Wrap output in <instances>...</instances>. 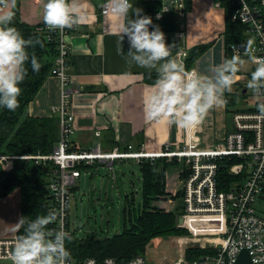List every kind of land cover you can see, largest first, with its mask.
Masks as SVG:
<instances>
[{
	"label": "crops",
	"instance_id": "crops-1",
	"mask_svg": "<svg viewBox=\"0 0 264 264\" xmlns=\"http://www.w3.org/2000/svg\"><path fill=\"white\" fill-rule=\"evenodd\" d=\"M102 1L79 0L81 5L80 22L72 28H65L64 41L69 50L67 55L69 67L66 70V76L69 81L64 88L70 90L73 87H78L80 91L70 93L69 96L68 111L72 115L70 123L72 132L68 136L69 149L83 151L99 147L101 151L108 152L116 148L120 152H142L149 156L165 149L174 151L182 149L185 145L187 127L169 124L164 119L159 121L145 119L143 111L144 97L148 86L154 84L157 78L156 69L142 68L134 62H130V57L127 56L129 51L127 37L121 40L118 31V27L123 21L118 15L111 13L107 15L106 24L103 26L100 16ZM143 2L144 0H129L133 8L141 10L142 16H144ZM156 2L159 3L160 8L154 13L153 18L155 20H160L166 12H176L179 20V30L162 32L165 35L166 44L172 46V57L183 60L187 71L193 70L201 74H207L209 65L220 64L224 58H231L228 57L225 47L224 10L221 5L218 7L215 5V0H186L182 17L174 8L163 11V1ZM43 3L44 0H15V5L10 10L12 11L17 6L21 21L36 24L43 19ZM0 7L3 6L0 5ZM132 15L133 13L130 10L128 13L129 18ZM45 40L47 41L46 38ZM197 46L207 47L192 62H189L187 68L186 59L189 50ZM56 49L57 54L54 57L50 73L43 80L34 98L26 105L25 111L26 114L32 117L55 116L58 119L59 140V117L56 108L60 104L61 86L59 79L51 75V70L58 55L57 44ZM184 52L187 55H182ZM240 58L243 63L240 64L239 71L233 78L231 88L223 93V98L227 103L210 109L206 117L197 126V145L200 148L213 147L222 143L226 134L233 130L231 114L255 107L256 97L253 92L254 102L241 104L248 91L245 87V78L251 79V73L255 70V66L248 58ZM238 94L239 98L237 100L239 102L232 105L230 103L231 96ZM56 144L57 142L54 147ZM37 154L39 153L32 155ZM128 159L133 160L135 166L139 169L142 158ZM41 163L44 164L42 161ZM103 165L105 164L96 162L89 166L82 165L79 168L80 175L75 178L70 189V199L78 189L76 180L81 176V171L84 170V174L90 169L96 171ZM179 165L181 164L177 162L173 166L167 167L164 173L166 191L170 194L173 193V190L178 189L177 181L182 177L179 172L181 167ZM0 167L2 170L9 171L12 164L10 168L5 169L0 162ZM113 168L114 163L112 169L109 170L112 179L115 178ZM92 170L88 174L92 175ZM52 171L53 167L51 166L49 174ZM138 173L141 183L140 172ZM49 174L47 175L46 189L50 197ZM88 174L85 176L87 177ZM131 196L133 199L136 198L138 192L130 193ZM4 198H7L13 205L12 208H9L7 205L1 204L6 216L4 219L9 221L12 226L2 232L0 238L17 236V223L20 218V193L18 188L1 197L0 200ZM154 206L156 207V205ZM176 209L177 207L174 208V210ZM70 232H72L71 229Z\"/></svg>",
	"mask_w": 264,
	"mask_h": 264
},
{
	"label": "built area",
	"instance_id": "built-area-1",
	"mask_svg": "<svg viewBox=\"0 0 264 264\" xmlns=\"http://www.w3.org/2000/svg\"><path fill=\"white\" fill-rule=\"evenodd\" d=\"M154 1L164 2L163 11L174 8L180 17L183 16L186 0ZM233 3L236 8L232 19L244 24L249 40L253 42V55L264 58V0H233ZM215 5L218 7L220 1L217 0ZM111 13H115L113 0H103L100 6L103 26L106 24L107 15ZM39 30L44 32L47 41L55 42L58 48L51 75L59 79L61 86L60 104L56 108L59 117V140L50 154L0 155V162L5 169L11 167L13 158L31 159L35 163L52 162L54 167L49 174L48 188L50 210L56 212V219L50 229L63 230L68 237L71 233L68 215L70 189L75 178L80 175L79 165L89 166L100 162L111 170L116 160L175 157L184 162L180 169L184 177L180 181L179 190L175 191L180 192L179 208L182 210L177 216L176 226L185 228L189 236L178 239V257L171 264H235L241 250L248 252L251 264H264V117L257 111V105L264 102V97L258 99L255 96V107L252 109L232 113L233 130L226 134L222 143L213 147L200 148L197 145V124L187 127L182 149H165L151 156L142 152H120L116 148L108 152L101 151L99 147L83 151L71 150L68 136L72 132V115L68 111V103L70 93H78L79 88H64L69 81L66 76L69 67V50L64 41L66 30L50 31L46 25L40 26ZM230 51L248 58L253 63L251 57L246 54L245 45L230 46ZM253 65L255 66L254 63ZM231 157H236L239 161L231 164L227 173L238 178L241 174L244 176L240 181L235 179L228 191H220L216 183L218 161L224 158L229 160ZM168 202L171 200L168 199ZM179 219L182 220L181 223L178 222ZM16 237L13 235L0 238V264H11L9 254ZM192 246L205 247L209 251L195 260H186L184 249ZM134 258H139L141 264H146L144 256ZM88 259L80 264H87ZM91 259L95 260L96 264H105L106 260L104 258L98 263L96 259ZM129 261L115 262L129 264ZM69 264L74 263L70 261Z\"/></svg>",
	"mask_w": 264,
	"mask_h": 264
},
{
	"label": "trees",
	"instance_id": "trees-1",
	"mask_svg": "<svg viewBox=\"0 0 264 264\" xmlns=\"http://www.w3.org/2000/svg\"><path fill=\"white\" fill-rule=\"evenodd\" d=\"M217 1V0H215ZM224 10V40L228 57L233 54L230 51L231 45H247L249 36L245 31L244 24L239 20L232 19L235 11L233 0H219ZM144 16L151 18L152 25L158 26L161 31L174 32L179 30V20L176 12L170 11L163 14L160 20L153 18L154 13L159 10L160 5L154 0L143 2ZM17 6L12 9L14 18L12 25L25 40L38 38L41 44L29 47L26 51L31 58L35 54L41 68L39 72H33L30 59L25 64L27 69L23 82L19 85L21 95L18 97L19 107L15 111H8L0 108V155L21 156L24 154H49L56 142H58V119L52 117H32L26 114L25 108L33 98L43 80L50 73L54 57L57 54L56 43L47 42L45 34L39 30V26L45 25L44 20L36 24H28L20 20ZM42 45V46H41ZM207 46H197L189 50L186 59V67L200 55ZM172 157L167 161L166 157L142 158L139 164L141 177L140 196L141 202L138 208H134L133 197L131 202L124 206V228L121 234L113 237L94 238L90 236L77 237L71 232L65 241L67 250L71 253V261L80 264L87 258H94L101 263L104 258L111 257L117 263H124L136 256H143L148 244L155 238L184 235L185 229L176 227L177 216L182 212L181 208L176 211L165 212L151 207L152 200L165 195L164 173L170 164L176 163ZM236 157L229 160L218 161L216 183L220 191H228L233 185L232 182L242 180L240 177H233L227 173V168L238 162ZM46 163V164H45ZM45 164V165H44ZM36 164L34 160L13 158L12 168L9 171L0 167V198L18 188L20 193L19 213L20 218L25 217L26 221L34 220L37 216L47 215L51 209V199L46 189L47 175L50 167H54L51 161ZM79 165L78 168H81ZM184 175V173L182 174ZM177 193L174 197H179ZM129 198H126L128 201ZM180 209V211H179ZM19 218V219H20ZM54 223L48 225L53 228ZM27 222L23 227L18 225L16 234L21 235ZM209 250L188 249L185 254L186 260H195Z\"/></svg>",
	"mask_w": 264,
	"mask_h": 264
},
{
	"label": "clouds",
	"instance_id": "clouds-1",
	"mask_svg": "<svg viewBox=\"0 0 264 264\" xmlns=\"http://www.w3.org/2000/svg\"><path fill=\"white\" fill-rule=\"evenodd\" d=\"M115 14L122 19L118 27L121 40L127 37L129 51L127 56L142 68L156 69L157 78L149 85L144 97V116L149 121L164 119L169 124L183 127L195 126L202 122L214 106L227 103L223 93L230 90L233 78L243 61L239 54L230 59L224 58L220 64H211L207 74L187 71L183 60L172 57V46L167 45L164 33L158 26L149 30L151 18L141 15V10L133 8L129 0H113ZM0 108L15 111L20 105L19 85L23 82L29 61L33 72H39L41 64L35 54L27 48L41 44L38 38L27 40L12 25L15 0H0ZM43 20L48 29L63 30L72 28L80 22L81 5L79 0H44ZM133 15L129 18L128 13ZM135 17V18H133ZM252 41L246 45V54L255 64L247 87L257 98L264 97V58L253 55ZM42 46V45H41ZM257 111L264 117V102H259ZM56 219V212L50 210L47 215L37 216L26 221L21 217L18 225L24 232L18 235L9 254L11 264H69L71 253L65 246L68 239L63 230L49 229L48 225ZM87 264H96L89 258ZM105 264H116L114 259L106 258ZM129 264H141L139 258Z\"/></svg>",
	"mask_w": 264,
	"mask_h": 264
},
{
	"label": "rangeland",
	"instance_id": "rangeland-1",
	"mask_svg": "<svg viewBox=\"0 0 264 264\" xmlns=\"http://www.w3.org/2000/svg\"><path fill=\"white\" fill-rule=\"evenodd\" d=\"M245 80V87L248 91L245 96L246 98L241 104L254 102L252 91L247 87L250 79L245 78ZM231 97L232 100L230 103L232 105L239 102V100H237L239 94L232 95ZM166 158L167 161L171 159L168 157ZM176 161L181 164L179 167L184 164L183 160L176 159ZM174 164H170L169 166H173ZM90 170L85 174V171L82 170L81 176L76 180L78 189L73 193L69 203V227L77 237L90 236L94 238H106L121 234L124 228L123 210L124 206H126L128 202H131L130 193L138 192V196L134 198V208L137 209L141 201L139 195L141 186L138 173L139 169L135 166L133 160L124 159L122 161H114V179L110 177L111 172H109L107 165L101 166L99 170H92V175L88 174ZM171 170L170 167V171ZM87 174L88 176L86 177L85 175ZM183 177L184 175L177 181L179 185L178 190L181 186L180 181ZM164 187L165 195L152 200L151 207L156 205L154 208L159 210L175 212L174 208L180 207V201H177L179 198L174 197L177 192L173 190V193L170 194L166 191V186ZM174 193L175 195H173ZM127 197L129 198L128 201L126 200ZM169 198L171 202H168ZM1 204L7 205L9 208H12L13 205L7 198L0 200V234L2 235V232H5L12 224L4 219L6 216L4 215ZM187 236L189 235L186 230V234L184 235L168 236L151 240L144 254L146 264H171L178 257V239ZM188 245L191 244H187V246ZM193 248L205 251L208 250L205 247L199 246L185 247L184 256L188 249Z\"/></svg>",
	"mask_w": 264,
	"mask_h": 264
},
{
	"label": "water",
	"instance_id": "water-1",
	"mask_svg": "<svg viewBox=\"0 0 264 264\" xmlns=\"http://www.w3.org/2000/svg\"><path fill=\"white\" fill-rule=\"evenodd\" d=\"M179 223L182 222L181 219L178 220ZM235 264H251L250 257L246 250H241L237 256V260Z\"/></svg>",
	"mask_w": 264,
	"mask_h": 264
},
{
	"label": "bare ground",
	"instance_id": "bare-ground-1",
	"mask_svg": "<svg viewBox=\"0 0 264 264\" xmlns=\"http://www.w3.org/2000/svg\"><path fill=\"white\" fill-rule=\"evenodd\" d=\"M80 92V91H79ZM177 201H179V200H177ZM178 208H179V206H178ZM176 211V210H175ZM179 211H180V209H179Z\"/></svg>",
	"mask_w": 264,
	"mask_h": 264
}]
</instances>
